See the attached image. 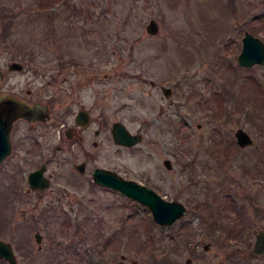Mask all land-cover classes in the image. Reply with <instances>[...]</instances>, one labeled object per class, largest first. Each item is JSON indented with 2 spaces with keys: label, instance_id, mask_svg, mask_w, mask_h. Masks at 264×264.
<instances>
[{
  "label": "rangeland",
  "instance_id": "374dc122",
  "mask_svg": "<svg viewBox=\"0 0 264 264\" xmlns=\"http://www.w3.org/2000/svg\"><path fill=\"white\" fill-rule=\"evenodd\" d=\"M151 18L159 26L154 34L146 30ZM245 30L264 41V0H0V93L52 99L51 111L60 116L61 88L77 84L84 99L97 103L106 125L98 145H88L94 157L83 176L72 163L85 155L58 149L54 125L35 126L43 135L33 164L48 157L49 170L60 169L56 179L67 183L63 207L76 214L57 209L34 226L20 222L21 229H33L35 250L34 229L43 234L44 250L32 264L47 262L50 233L69 245L59 264H186L190 258V264H264V253L252 250L255 232L264 228V66L238 65ZM15 60L23 69L8 68ZM162 86L172 88L169 97ZM116 121L140 133L141 141L116 145L110 132ZM238 127L254 140L240 149ZM193 157L197 170L207 163L194 184L188 167ZM93 166L140 179L166 199L181 201L187 212L160 226L146 206L91 182ZM21 178L12 198L8 179L0 178L4 236L8 208L35 203L22 193ZM194 201L206 205L195 213ZM242 207L247 229L210 227L220 215L231 223ZM53 253L52 264L64 256Z\"/></svg>",
  "mask_w": 264,
  "mask_h": 264
},
{
  "label": "flooded vegetation",
  "instance_id": "af4514ba",
  "mask_svg": "<svg viewBox=\"0 0 264 264\" xmlns=\"http://www.w3.org/2000/svg\"><path fill=\"white\" fill-rule=\"evenodd\" d=\"M63 65V64H61ZM67 65V64H66ZM77 66V65H76ZM66 67V66H65ZM65 67L58 68L56 71L61 72L62 69ZM67 78L62 79V81L65 82ZM91 81H89L87 84H84L83 87H90ZM78 88L77 84H69L66 82V84L61 88V91L64 94V102L62 103V112L60 116H56L51 111L50 103H52V99L49 100H40L35 99L33 101H28L30 103L40 101L42 103L47 104L48 106V115L45 116L43 119H37L34 121H28L23 117H20L16 119L13 122L12 129L9 134V142H10V152L9 154L1 161L0 163V178H5L8 182L7 189H9L10 196L16 194L15 190L19 189V180L21 178V172L24 173V176L21 179H24L26 181V187H21L22 193L27 195V198H34L35 203H33L31 206H18V207H9L7 212V230L8 235L4 236L3 228L5 219H3V212L0 213V240L7 244L6 247V253L9 254L10 259H7L5 255H0V264H32L34 260L37 258V253L44 250V243H43V234L37 229H34L33 238L36 242V250L32 245L33 240L30 238L29 232H32L33 229H27L26 227L20 228V222H26L25 225L28 224V226L31 227V225H35L36 222H38L41 219H44V221H47V216L51 215V213H55L57 209L61 210H67L72 211L73 208L67 209V207H63V198L67 196V183H64V181H59L56 178L60 176V169L56 170H49V164L48 161L50 160L48 157L46 161H43L40 163L37 167L40 165L45 166L44 175L47 177L48 185L44 188L40 187H31L29 184V173L36 169L37 167L34 166V156H35V147L36 145L41 147V137L42 133L35 132V126H49L54 125L57 127V131L59 132V142L60 144H56V147L58 149L68 148L69 150H79L85 155L79 161H74L72 163V168L75 170L78 174L81 176L84 175L86 172V168L90 166V157H94V153H89L88 145H93L96 147L99 143L98 137L106 127L103 120H100V116L96 113L97 103L94 101H89L87 98L84 99V95L82 93V88L79 86ZM163 89V86L161 87ZM171 88V87H170ZM30 93V92H29ZM92 93V92H91ZM172 93V88H171ZM202 97V95H200ZM204 104L206 105V100L202 99ZM200 107V106H199ZM201 108V107H200ZM27 123L28 127H18L15 128V124H23ZM95 124V125H94ZM114 124V123H113ZM110 128L112 141L122 147H130L124 144L116 143L113 139L112 135V127ZM239 128V127H238ZM237 129V128H236ZM234 130V138L235 143L238 146V148H243L245 146H240L237 143L235 131ZM133 146V145H132ZM199 160V159H198ZM170 161V167L164 166L168 169L172 168L171 160ZM197 161V158L193 157L190 158L188 162L189 167V182L194 184L196 181H200L202 178L201 172L207 168V163H200L198 165V170L195 169V162ZM26 167V168H25ZM101 167V166H93L90 168L91 173V179L93 183L97 184L98 186L111 189L109 187L100 185L97 183L93 178V171L94 169ZM105 168V167H101ZM204 168V169H203ZM109 169V168H106ZM114 172H116L118 175L122 176L123 178L127 179H133L136 180L148 187L153 188L158 193L160 190L155 189L153 186L149 185L148 183L140 180L135 179L133 177L125 176L124 174H121L113 169H109ZM64 183V184H62ZM117 191V190H116ZM120 193V192H119ZM45 196H48L49 199L46 203L44 202ZM164 197V196H163ZM206 201L202 202H192V210L197 213L200 211V208L204 205ZM209 203V202H208ZM231 203V202H230ZM41 204V206H39ZM82 204V202H81ZM63 207V208H62ZM238 208V207H237ZM38 213H36V212ZM76 214V210H73ZM220 218L216 221V223H219L220 226L227 228H236V229H247V222L245 220V211L242 207L241 210H237V213L233 216V219L230 222H223V216L220 215ZM245 220V221H244ZM70 221V218L67 220ZM212 222V221H211ZM159 224V223H157ZM160 226H165L164 224H159ZM168 226V225H166ZM77 229L79 230V226H75V229L73 232H76ZM264 230V228H260L257 230ZM45 234V230L43 231ZM255 232V234L257 233ZM254 234V236H255ZM50 237V240H48V250L45 253L44 257L46 258L45 264H52V252L53 256L55 253H61L64 254V256H57L56 261H54V264H59L61 258H66V253L70 252L69 245L59 242L55 239V234H48ZM46 236V234H45ZM77 241V240H76ZM77 243H80L78 240ZM77 243L73 245L72 250L74 253H78L74 247L77 246ZM60 245V247H59ZM71 245V244H70ZM71 247V246H70ZM53 250V251H52ZM72 251V252H73ZM81 253V252H80ZM80 255V254H79ZM78 258V257H77ZM124 259V257H122ZM223 262V261H219ZM217 262V263H219Z\"/></svg>",
  "mask_w": 264,
  "mask_h": 264
},
{
  "label": "water",
  "instance_id": "95a60500",
  "mask_svg": "<svg viewBox=\"0 0 264 264\" xmlns=\"http://www.w3.org/2000/svg\"><path fill=\"white\" fill-rule=\"evenodd\" d=\"M146 30L151 34L157 33L159 30L157 21L151 18L146 24ZM236 60L239 65L246 67H251L254 64L264 65V41L250 31L245 30L242 37V47L236 56ZM8 68L10 70H20L23 68V64L15 60L8 64ZM2 78L3 74L0 73V82ZM162 91L165 96L171 94L170 87L163 86ZM47 115L48 106L45 103L40 101L30 103L12 92L0 93V163L10 152L9 134L13 122L20 117L28 121H34L43 119ZM112 135L116 143L127 146H132L142 139L140 133H132L121 121L114 122ZM235 136L237 143L242 147L253 143L251 136L241 127L236 129ZM163 162L165 166L170 167L168 158H165ZM44 170L45 166L41 165L29 173L31 187L44 188L48 185ZM93 178L100 185L118 190L125 196L147 206L152 218L159 224L170 225L186 213V207L181 201L176 199L167 200L154 189L136 180L123 178L112 170L98 167L93 171ZM6 247L7 244L0 240V255H5L6 258L10 259L9 254L6 253ZM208 247L209 244H204L205 249ZM253 252L257 255L264 253V230H259L255 234ZM190 259H187L186 264L191 263ZM135 262L133 260L132 264H135ZM217 264L225 263L219 262Z\"/></svg>",
  "mask_w": 264,
  "mask_h": 264
},
{
  "label": "trees",
  "instance_id": "16d2710c",
  "mask_svg": "<svg viewBox=\"0 0 264 264\" xmlns=\"http://www.w3.org/2000/svg\"><path fill=\"white\" fill-rule=\"evenodd\" d=\"M229 2H230V1H229ZM230 4H231V2H230ZM252 31H253V32H256L255 29H253V28H252ZM209 225H210V227H211V225L213 226L212 229H213V228L215 229L216 227L219 226V225L216 223V220H215V219H214L212 222H210ZM229 229L234 230V231H238L236 228H231V227H230ZM233 233H234V232H230V234H233Z\"/></svg>",
  "mask_w": 264,
  "mask_h": 264
}]
</instances>
